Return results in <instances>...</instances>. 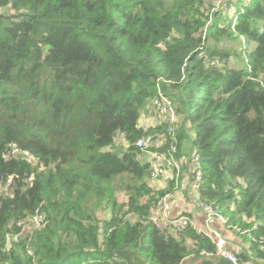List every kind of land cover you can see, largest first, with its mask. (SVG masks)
I'll return each mask as SVG.
<instances>
[{
	"label": "trees",
	"instance_id": "16d2710c",
	"mask_svg": "<svg viewBox=\"0 0 264 264\" xmlns=\"http://www.w3.org/2000/svg\"><path fill=\"white\" fill-rule=\"evenodd\" d=\"M225 4L231 19L208 0H0V181L13 175L0 264H181L213 250L190 226L149 219L174 183L149 185L135 145L173 140L165 120L139 126L159 77L182 116L174 157L191 129L198 197L264 261V0ZM12 144L28 156H9ZM37 208L25 234L17 222ZM214 261L196 264H227Z\"/></svg>",
	"mask_w": 264,
	"mask_h": 264
},
{
	"label": "built area",
	"instance_id": "2783aa9c",
	"mask_svg": "<svg viewBox=\"0 0 264 264\" xmlns=\"http://www.w3.org/2000/svg\"><path fill=\"white\" fill-rule=\"evenodd\" d=\"M246 3L248 0H241ZM228 9L234 12V5L228 7ZM235 21V18H233ZM161 81H164L161 77L157 79L156 83V94L152 98V106L156 114L158 115L159 122L167 121L171 126H168V132L172 136V141L169 143L165 151H156L152 150V147L160 148L165 143V138L161 134L157 135H147L139 137L135 141V145L143 153L148 154L151 157L149 163L150 167V179H157L160 177H165L168 174V171L176 168V159L174 153L176 151L175 145V122H177V114L175 112V105L173 101L167 96L166 93L162 90ZM11 154H24L28 156L27 152H21L17 147L12 144L11 150L9 151V156ZM192 160L194 163L193 176L190 182V189L192 195L198 196V189L201 182V171L198 168L197 156L192 153ZM13 175H10L6 178V181H0V193H8V186L13 183ZM170 204L166 198H163L155 206L150 209L149 219L152 223L159 228H169L172 230H181L188 226L194 228L198 233L208 237L213 243L214 248L212 251H200L199 254L206 256L211 259H223L226 260L229 264H241L238 256L232 250L227 247V240L224 234L220 229L214 226L216 220L224 223L225 218L219 214L210 204H203L204 212V227L196 226L193 220L186 215H179L174 218H169ZM44 218V213L41 212L38 208L35 209L34 214L31 217L21 219L17 222V225L22 227V232L25 234H31L34 228L38 227L41 221ZM167 224V225H166ZM26 227H29L28 229ZM18 237L17 234L12 236L13 240H16ZM112 260L117 261L119 257L117 255H112Z\"/></svg>",
	"mask_w": 264,
	"mask_h": 264
},
{
	"label": "crops",
	"instance_id": "0c3cea01",
	"mask_svg": "<svg viewBox=\"0 0 264 264\" xmlns=\"http://www.w3.org/2000/svg\"><path fill=\"white\" fill-rule=\"evenodd\" d=\"M145 109L140 118L139 126L146 128L150 124L145 120ZM179 121L177 115V122ZM158 122V121H157ZM176 123V122H175ZM189 139H184L180 155L176 159L177 169L173 168L168 171L167 176L160 177L157 179H149L148 183L155 189L165 188L168 181L173 179V188L170 195H168V201L170 204L169 218H174L179 215L189 216L196 226L204 227V212H203V201L198 197L192 195L190 189V182L193 176L194 163L192 160L193 148L191 147V133H186ZM141 158V157H140ZM151 157L145 154L142 156V161L149 162ZM124 197V196H123ZM125 200V197H124ZM123 201V199H121ZM167 225V224H166ZM214 226L221 230L227 240V247L234 251L239 258L241 264H264V261L253 254L249 249V244L242 238V232L235 230V236H233L225 223L215 221ZM231 229V228H230ZM230 234V236H229ZM189 242V241H188ZM191 245V243L189 242ZM202 258L201 254H194L191 252L187 255L181 264H196ZM214 262H219L218 259H214ZM226 261V260H224ZM227 262V261H226ZM227 264H229L227 262Z\"/></svg>",
	"mask_w": 264,
	"mask_h": 264
},
{
	"label": "rangeland",
	"instance_id": "374dc122",
	"mask_svg": "<svg viewBox=\"0 0 264 264\" xmlns=\"http://www.w3.org/2000/svg\"><path fill=\"white\" fill-rule=\"evenodd\" d=\"M208 2H213L214 6H213L212 10L222 9V14H223V17H225V19H227V18H230L231 19L232 18V15L228 14L230 12V10L228 9V6H226V4H225V0H208ZM241 40H242V43L240 45H237L236 46L237 49L240 48V47H243L244 45H246L247 46V50H250V48L253 45L251 44L250 46H248L247 44L244 43V39L243 38ZM238 41L239 40L237 39L236 40V43ZM236 43L234 42V44H236ZM240 58L241 59H239V60L236 61L238 67H242V66L245 65L244 54L241 53V57ZM231 63L232 64H235V61L232 60ZM146 109L147 110H146L145 115H144L145 116V120L148 121L150 124L151 123L152 124H157V121H159L158 115L156 114V112L153 110V108L151 107V105L149 103L147 104V108ZM181 118H182V116H181V114H179V116H178L179 121L175 123V131L177 130L179 124L181 123ZM171 125L172 124H170L169 126H171ZM189 132L191 134L193 133V131L191 129L189 130ZM126 145H127L126 141L122 138L121 135H119L117 137L116 141H115V146H117V148L115 149V151L118 153V155H120V156L122 155V152L125 150ZM104 149H109V147H106ZM142 156L145 157V153L142 152L140 154V156H139V158L141 157L140 160H142ZM170 193H171V191L166 192L157 202L161 201L163 198L168 199L167 197H168V195H170ZM118 197H119L120 200L121 199L124 200L123 193H119ZM105 214H106V211L99 213L100 216H104ZM26 228L28 229L29 227H26ZM228 229L230 230L231 234L233 236H235L234 235L236 233L235 232V229H230V226L228 227ZM229 236H230V234H229Z\"/></svg>",
	"mask_w": 264,
	"mask_h": 264
}]
</instances>
